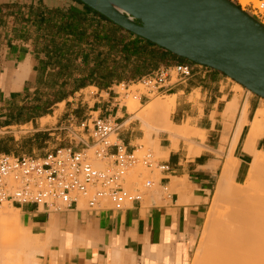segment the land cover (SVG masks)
Wrapping results in <instances>:
<instances>
[{"label":"crops","instance_id":"0c3cea01","mask_svg":"<svg viewBox=\"0 0 264 264\" xmlns=\"http://www.w3.org/2000/svg\"><path fill=\"white\" fill-rule=\"evenodd\" d=\"M135 36L80 0H0V131L34 124L54 114L47 111L56 105L94 87L99 95L92 112L117 120L116 137L128 151L143 149L138 142L146 134L140 132L139 120L132 121L126 111L119 116L114 90L125 84L119 83L123 81L120 57L123 68L138 60L126 51ZM166 51L160 50L165 58L152 67L144 53L139 57L142 71L137 81L160 66H169L171 59L180 61ZM194 65L192 76L174 84L165 95L177 96L172 121L205 131L204 139L193 138L190 153L183 140L173 149L169 136L159 134L158 151H170L159 160L169 169L160 172L147 203L142 199L124 210L109 206L90 210L80 208L78 202L75 208L57 212L34 204L18 206L36 235H52L51 251L60 264H189L214 190L224 139L229 150L225 158L231 151L241 161L238 181L240 167L250 157L244 149L250 121L264 105L261 97L249 94L225 74ZM41 92L55 96L43 101L36 95ZM143 98L148 96L142 94L141 102ZM231 103L237 106L235 115L226 117ZM245 106L247 124L235 144ZM255 147L264 151V136Z\"/></svg>","mask_w":264,"mask_h":264},{"label":"built area","instance_id":"2783aa9c","mask_svg":"<svg viewBox=\"0 0 264 264\" xmlns=\"http://www.w3.org/2000/svg\"><path fill=\"white\" fill-rule=\"evenodd\" d=\"M255 9L262 12L264 0H259V6ZM193 71L192 63L163 65L141 77L137 84L148 94L167 92L174 84L187 81ZM86 127L95 140V159L106 161L107 167L97 169L93 159L72 148L59 149L39 157L0 153V208L4 204H34L57 212L75 208L80 199H85L90 210L104 208L107 206L105 201L113 210H124L143 199L141 189L125 187V179L131 168L142 164L151 171L169 169L167 164L156 159L153 152L128 151L117 137L112 140L120 128L115 118L109 116L86 120L81 128ZM112 148L114 152H111ZM152 185L149 180L145 187Z\"/></svg>","mask_w":264,"mask_h":264},{"label":"bare ground","instance_id":"6f19581e","mask_svg":"<svg viewBox=\"0 0 264 264\" xmlns=\"http://www.w3.org/2000/svg\"><path fill=\"white\" fill-rule=\"evenodd\" d=\"M250 1L253 0H239V3L245 6ZM194 63L192 64L195 67ZM238 85L239 87L242 86L241 84ZM246 90L249 94H252L250 90ZM176 99V95L167 96L165 99L158 98L150 102L147 107L148 116H151L154 121L153 125L147 124V128L145 127V138L147 142H149L147 139H150L151 143L154 142L157 148L159 147V133H165L169 136L173 149L178 148V140L181 138L188 140L192 136H198L204 139L205 131L193 128L190 124L177 125L171 121L170 116L176 107ZM138 102L139 97L135 93L132 95V106H129L130 109H133L134 105H138ZM234 103H236V100ZM236 105L231 103L226 108L224 116L230 117L235 115ZM246 114L247 106L243 108L242 116L237 126L235 140H233L235 144L243 125L247 124ZM144 116V113L136 115L137 118H144ZM144 124L146 125V123ZM86 129L88 131L87 127ZM263 136L264 105L254 113L250 121V128L244 146L245 151L250 157L248 158V170L243 181L238 182L236 179V173L241 161L239 158L234 157L231 151L222 163L218 184L216 185L217 188L212 200L214 212H211L205 221L203 238L191 264H264V151L258 150L255 147L256 141ZM229 149L231 150V148ZM169 152V150H166L161 153L168 156ZM93 164L95 163L93 162ZM95 165L97 169L101 168L100 164ZM157 182L156 180L154 181V186ZM216 211L218 214H216ZM7 213L8 206L2 207L0 211V225L1 214ZM10 218L6 225L2 224L0 264H4L3 259L9 258L10 260V258H16L19 253L23 254L27 250L24 232L21 231L23 219L18 216ZM35 253L33 252V256ZM28 254L30 255L32 252L29 251ZM17 260L21 261V258H17ZM13 264H16V262Z\"/></svg>","mask_w":264,"mask_h":264},{"label":"water","instance_id":"95a60500","mask_svg":"<svg viewBox=\"0 0 264 264\" xmlns=\"http://www.w3.org/2000/svg\"><path fill=\"white\" fill-rule=\"evenodd\" d=\"M80 1L128 32L264 98V24L235 1Z\"/></svg>","mask_w":264,"mask_h":264},{"label":"rangeland","instance_id":"374dc122","mask_svg":"<svg viewBox=\"0 0 264 264\" xmlns=\"http://www.w3.org/2000/svg\"><path fill=\"white\" fill-rule=\"evenodd\" d=\"M233 1H235L237 4H239L242 7V9H244L245 11L255 16L258 20H260L264 24V10H261L262 12H259L255 9V7L259 6V0L250 1L245 6H242L239 3V0H233ZM119 60H120L119 72H120V76L123 77V81H120L119 83H123V82L125 83L124 84L125 88H124V85H119L118 87L114 89L116 92H118V95H117L118 100L116 101H119L117 103L119 104V107L121 108L119 116H122V113L126 111L127 114L130 115V118L134 117L132 118V121H136L135 119L139 120L137 122L140 128V132L146 133L145 127L147 126V124L153 125V121H154L151 116H148L147 107L149 103L158 98L165 99L168 95H165V92L164 93L157 92L153 94H148L147 91L141 85L137 84L138 76L142 71L141 62H139L138 60H135L133 64L129 63L128 68H123L121 67V65L122 63H124V61H122L124 59L120 57ZM178 63H182V62L176 61V59H171L169 64L170 66H173ZM183 63H187V62H183ZM65 88H70V86L67 85L65 86ZM96 92H97L96 88L94 87L88 88L80 93L74 94L67 101L56 105V107H54L53 110L47 111V112H54V114H51V116L48 115L45 118L39 120L38 122H35L34 124L15 126V127H11V128L0 131V139H2V150L4 151L7 149L8 153L15 154V155L43 156L44 154H47L49 152H53L58 149L70 148V147L81 152L83 149H88L87 148V145H88L89 149L83 151V153L86 156H88L90 159H93L94 160L93 162L95 164H100V167L104 169L105 167H107V162L95 159L94 149H93L95 141L90 137L86 128L85 129L81 128V124H83L86 120L88 122L92 118H96L98 116L99 117L105 116V115H101L100 112H92L95 106V97L99 95V93H96ZM135 93L139 97V102H138V105L133 106V109H130L129 106H132V95ZM142 94H146L148 98H143L142 99L143 101L141 102L140 96ZM36 95L38 96V98L41 97L43 101H46V99L49 98V95L52 98L55 96L54 94H49L47 92L36 93ZM114 95L116 96V94ZM23 100H24L23 102L26 103L25 98ZM142 113L145 114L144 118L136 117V115L142 114ZM170 119L172 121V116H170ZM144 123H146V125ZM193 138L195 137L192 136L189 139L192 140ZM115 139H116V135H113L112 140H115ZM189 139L186 140L185 138H181L178 141L180 142L181 140H183L184 143L188 145V149L190 150V153H193L194 151L192 148V143H191V140ZM147 140L149 142L146 141V138L138 142V145L143 146V149L138 150L137 153H141L144 150H147V151L153 152L156 159L158 160L163 157L164 158L166 157L163 153L158 152V148L156 147L154 142L151 143L150 139H147ZM83 142H85L86 145L83 144ZM224 143L225 144L222 145V147L220 148L221 156H219L218 158V160L220 161L219 162L220 167H219V171L216 176L214 190L212 192L210 202L206 209V215H205L203 224L200 230L198 231L196 244L193 249L189 264L193 262L192 260H194L197 249L199 248V245L203 238L205 221L207 217L210 216L211 212H214L212 209V203H213L212 200H213L216 188H217L216 185L218 184V179H219V175H220L221 168H222L223 162L221 161H224L223 160L225 159L224 154L228 151V139H226ZM198 152L200 151H196V153ZM247 170H248V161L243 163L240 167L238 182L243 181ZM159 174L160 172L157 170L151 171L149 168L145 167L144 165L138 164L128 171V174L125 179V187L130 190H134L136 188L141 189L143 191V200L144 202L147 203L149 196L155 191L154 181L155 180L156 182L158 181V179L160 178ZM149 180L152 181L153 187L146 188L145 184ZM104 203L107 206H110L107 201H105ZM4 206H8V213L1 214V225H0L1 242H2V224L6 225L10 217L13 218L14 216L15 217L18 216L23 219V222H22L23 227L21 228V231L24 232L25 243L27 244V250L23 254L19 253L18 254L19 257L17 255L16 258L13 257V258H10V260L9 258L6 259L4 256V258L7 261L3 259V263L13 264L16 262L17 264V261H18V264H60L59 260L56 259L58 257L56 253L51 251V243H50L51 240L50 239L52 235L49 234L43 238L40 237L39 235H36L34 231L30 227H28V225L24 221L22 210L19 209L18 206L4 204L2 207ZM79 207L87 208L85 199L79 200ZM1 209L2 208H0V211ZM216 214H218L217 211H216ZM213 216H214V213H213ZM0 251L2 253V250ZM29 251H31L32 254L29 255L28 254ZM33 252H36L34 256H33ZM17 258L19 259L21 258V261L17 260ZM7 262H10V263H7Z\"/></svg>","mask_w":264,"mask_h":264},{"label":"trees","instance_id":"16d2710c","mask_svg":"<svg viewBox=\"0 0 264 264\" xmlns=\"http://www.w3.org/2000/svg\"><path fill=\"white\" fill-rule=\"evenodd\" d=\"M135 38H136L135 43L133 45H130L127 48L128 50L126 49V51L128 52L129 55H134L139 60V57L144 53V56H147V58H148L147 62L150 65V67L156 66L158 61L163 60L165 58V56L160 52V50L162 48H160L159 46H157L155 44H152L151 42H149L147 40H144L143 38H140L139 36H135ZM166 52H168V51H166ZM168 53H170V52H168ZM179 60L182 63L188 62L184 58H179ZM4 151L8 152L7 149ZM4 151L2 150V139H0V152H4Z\"/></svg>","mask_w":264,"mask_h":264}]
</instances>
